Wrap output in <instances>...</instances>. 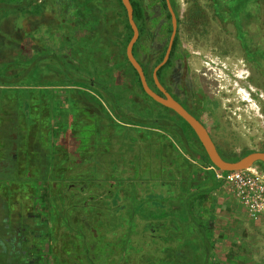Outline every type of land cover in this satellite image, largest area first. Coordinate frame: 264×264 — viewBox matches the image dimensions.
<instances>
[{"label": "trees", "instance_id": "16d2710c", "mask_svg": "<svg viewBox=\"0 0 264 264\" xmlns=\"http://www.w3.org/2000/svg\"><path fill=\"white\" fill-rule=\"evenodd\" d=\"M210 1L244 40L242 15L264 3ZM131 3L140 31L134 56L154 84L171 14L167 0ZM132 37L121 0H0V139L18 144L9 150L4 184L12 180L20 208L30 200L36 213L46 196L41 264H220L213 227L198 212L221 182L188 124L145 93L126 55ZM178 38L159 78L176 59ZM64 87L68 110L61 112L54 88ZM93 87L108 97L92 94ZM123 138L129 159L114 149ZM219 152L228 162L253 153Z\"/></svg>", "mask_w": 264, "mask_h": 264}, {"label": "rangeland", "instance_id": "374dc122", "mask_svg": "<svg viewBox=\"0 0 264 264\" xmlns=\"http://www.w3.org/2000/svg\"><path fill=\"white\" fill-rule=\"evenodd\" d=\"M152 1L147 0V3ZM175 1L181 22L178 26L176 59L166 73L179 70L175 81L181 87L182 99L189 100L191 109L198 112L224 155L241 157L247 152H264V3L263 7H258L253 2L249 11L242 15L245 17L244 40L233 21H224L216 15L210 0ZM165 19L162 16L161 20ZM155 43H159L158 40ZM240 72L244 73L242 79ZM245 89L251 94L249 101L242 100L241 90ZM54 90L62 93L57 98L61 103L60 111L65 112L68 107L64 94L68 88ZM88 90L103 101L108 97L106 92L97 87ZM155 118H161V114L155 115ZM128 147L123 138L116 142L114 149L117 154L127 153L126 158L129 159L131 153H128ZM90 166L86 164L83 168ZM256 166L261 168L260 165ZM203 180L206 182L203 188H209L211 179L204 176ZM39 201L40 212L46 220V196L43 195ZM198 215L199 220L213 227L211 237L217 243H223L219 248L221 253L225 252L224 240H230L231 247L227 251L232 249L234 253L237 250V255L253 262L230 264H258L259 258L256 260L255 257L260 255L259 245L264 252V220H251L229 185L221 183V187L210 194L203 211L200 210ZM2 231L0 225V235ZM249 245L252 247L248 248ZM38 247L43 254L45 244H39ZM17 250L0 246V264H16V257H10V254ZM253 253V257H248ZM44 261L42 258L40 262Z\"/></svg>", "mask_w": 264, "mask_h": 264}, {"label": "flooded vegetation", "instance_id": "af4514ba", "mask_svg": "<svg viewBox=\"0 0 264 264\" xmlns=\"http://www.w3.org/2000/svg\"><path fill=\"white\" fill-rule=\"evenodd\" d=\"M158 19L159 22L161 23L162 22L161 18ZM161 37L162 36L160 34H157L159 43H161L159 41V38ZM144 61L146 62V59ZM178 71L179 70L177 69L176 71H174V73L172 72L166 73L167 72L166 70L164 73H162L161 78H159V80L163 85V87L166 89V91L174 99H176L181 104L182 103L186 104L191 111H194L196 113L198 117L197 119L204 124L198 112L195 111L194 109H191L189 100H187L186 98L182 99L181 87L179 85V82L175 81V78L179 73ZM148 83L150 87L154 89L157 93L162 94L161 91L157 88L155 82L153 84L151 83V81L150 82L148 81ZM6 131L7 132L9 131L10 134H14L17 131V128H9ZM27 140L29 142L27 141L26 143L27 145H29L28 147L30 148L31 137L29 136V134L27 136ZM17 145L18 144L14 143L13 140H11V142L9 143H2L0 139V213H1L0 225H2L3 227V231L1 232L0 235V246L1 247L10 246L16 249L18 248L17 251L10 254V257H16V262H17L16 264H41L40 261L42 259L41 257L42 255H41V251H39L38 245L42 244L44 242V239L48 235L45 232V227H44V223L46 222V220L45 218L42 217V213L40 212L36 213V211L34 210L33 201L28 200L27 203H29L30 205H28L26 209H24L23 207L20 208L19 200L13 194L12 191L13 188L12 180H10L8 184H4V182H6L9 178H11V176H8L9 175L8 172L12 170V163H10L8 160L9 150L16 149Z\"/></svg>", "mask_w": 264, "mask_h": 264}, {"label": "water", "instance_id": "95a60500", "mask_svg": "<svg viewBox=\"0 0 264 264\" xmlns=\"http://www.w3.org/2000/svg\"><path fill=\"white\" fill-rule=\"evenodd\" d=\"M121 1L127 11L128 20L133 31V37L126 48V55L130 64L137 71L145 93L159 105L173 111L188 124V126L197 136L211 164L219 171L237 172L251 169L258 164L264 165V152H253L245 157L240 158L239 161L236 162L226 161L220 154L206 126L196 117H194L180 102L174 99L161 84L158 73L169 62L178 33V18L172 8L170 0H167V4L171 14L173 31L164 60L159 66L156 67L153 72L154 82L162 94L157 93L150 87L143 67L134 56V47L140 38V31L134 19V8L132 6L131 0Z\"/></svg>", "mask_w": 264, "mask_h": 264}, {"label": "built area", "instance_id": "2783aa9c", "mask_svg": "<svg viewBox=\"0 0 264 264\" xmlns=\"http://www.w3.org/2000/svg\"><path fill=\"white\" fill-rule=\"evenodd\" d=\"M212 63L216 64L215 61ZM243 92L241 94L242 100L245 101ZM248 94V99L251 100V94L249 92ZM208 171L213 173L216 180L233 189L239 202L246 208L251 220L254 222L264 220V170L256 166L244 171L222 172L211 166Z\"/></svg>", "mask_w": 264, "mask_h": 264}, {"label": "crops", "instance_id": "0c3cea01", "mask_svg": "<svg viewBox=\"0 0 264 264\" xmlns=\"http://www.w3.org/2000/svg\"><path fill=\"white\" fill-rule=\"evenodd\" d=\"M256 226H258V225H256ZM225 230H227V228H225ZM213 240H214L215 246H216V252H215L216 258L220 264H223V263L230 264L232 262L238 263V262H249V261H251L250 263H253L252 260H247V258L245 259L244 256L237 255V253H236V252H238L237 250H235L236 252H234V253H232L233 252L232 249H229V250H231V252H229V250L227 251V248L231 247L230 240L229 241L224 240V242H225V244H224L225 252L224 253H221L219 250V248L222 247L223 243L222 244L217 243V241H215V238H213ZM251 247H252V245L248 246V248H251ZM258 251H259L260 255H258V257H255V259L257 260V258H259L257 260L258 264H264V257L262 256V255H264V252H262V248L260 245L258 246ZM253 255H254V253L248 257H253Z\"/></svg>", "mask_w": 264, "mask_h": 264}, {"label": "bare ground", "instance_id": "6f19581e", "mask_svg": "<svg viewBox=\"0 0 264 264\" xmlns=\"http://www.w3.org/2000/svg\"><path fill=\"white\" fill-rule=\"evenodd\" d=\"M243 75H244V73L243 72H240V77H241V79L243 78ZM244 90H241V94H242V92H243ZM243 96L246 98L245 100H250V99H248L249 98V94H248V92L246 91H244L243 92Z\"/></svg>", "mask_w": 264, "mask_h": 264}]
</instances>
